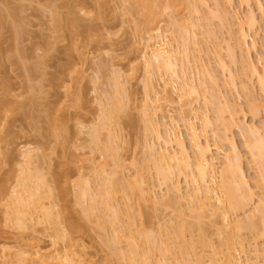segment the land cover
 <instances>
[{
    "label": "rangeland",
    "instance_id": "374dc122",
    "mask_svg": "<svg viewBox=\"0 0 264 264\" xmlns=\"http://www.w3.org/2000/svg\"><path fill=\"white\" fill-rule=\"evenodd\" d=\"M202 1H206V4L211 7H213V2H215L214 0ZM123 3V0H0V264H10L13 262L14 253L18 249L16 238H18V234L20 235V230L17 226L15 227V223L14 225L12 221L6 219L10 218L7 217V214L8 216L10 215L8 212L11 209L9 210V208L13 209L12 202L14 200L12 199H14V193L12 191L17 187L19 182L18 177H21L19 176L21 174L20 166L23 165L21 153L25 151L24 149H32L35 152L34 154L37 155L35 156L36 159L40 161L39 163L36 160L38 162L37 165L41 170L43 169L41 173L44 172V178L54 189L52 199L53 201L55 199L56 218L59 217L58 222L61 223L60 227L68 234L67 238L72 239L76 244L78 256L81 257L79 260H76V264H105V260L108 259L107 257L113 258V255H111L112 249L109 248L108 250V245L106 243L102 244L103 241L100 240V235H97V232H94V230L90 231L87 229L89 221L85 219V217L83 218L82 206L79 203L80 201H78L77 191L80 192L81 190H77V188L75 190L74 184L78 181L79 175H84L86 172H88L86 173L88 175L89 172L93 171L92 167H97L101 162L106 163L105 167L109 172L117 171L121 168L119 166L115 168V163H112L115 160L113 155H110L111 158L110 156L104 158V154L101 153L104 150L102 147L106 146L105 148H107L108 145V141L105 142L106 137L103 135L108 131L104 132L105 130H103V127L106 129L110 121L106 123L107 121L104 122L101 120H109L108 116L104 118L105 115H103L104 113L108 114V109L109 111L110 109H116L118 111L116 112L115 110L116 113H114L116 115L112 113L113 111H110L113 115H109L113 116V118L109 117L112 118L111 120L113 122L111 121L112 127H109L111 124L108 126L112 133H118L116 137L119 138L120 141L119 139L116 140L120 143L119 150H121V153L119 155L118 152L117 155H119L118 158L120 161L125 163H120V166L124 165L122 169H119L120 171H117V175L121 178L126 177V180H132L134 178V173L137 170L139 171L137 168H140V170L143 169V172L148 168V172H145V176H148L149 168L150 173L153 172L151 168L152 162L146 165L145 162L147 159L145 160L146 155L143 153L147 145L146 142L149 143L153 140L152 136L144 132L145 124H143L144 118L142 110L146 107L145 99L148 91L147 87H145V81L147 83L145 79L147 78L144 72L142 52H144L145 46H147L145 40H148L147 38L150 37L149 35H153L155 31L148 29L146 24H144V18L141 17V12L136 9L137 6L131 4L134 5L131 7L129 3L126 5ZM125 6H127V10H125ZM133 7L136 8L132 10ZM200 9L202 12V21L199 23L196 19L197 17H195L194 20H197L200 25L199 31L201 35H199V37L201 39V45L205 48L210 47V50H214V41L212 40L213 42L211 43L212 38H208V32H210L211 34L214 33L215 37L218 36V40H220L221 43L231 42L233 46L234 41L230 40L229 34L227 33L228 25H223L216 20H211V22L208 18L206 19L207 21L204 20V17L208 15V13H206L208 12L207 8L202 6ZM249 9H252L257 17H261V12L255 0H250L249 4L241 5L237 3L232 12H234L239 19L242 18L244 22V18L247 17ZM130 10L132 11L130 12ZM135 10H138V13ZM188 10L184 8V12L182 11L180 15L184 14V17H188ZM56 16L61 18L59 19ZM181 16H167V18H164L165 21L161 22L159 26V28L162 29L160 31L164 32H162L165 34L164 36L167 37L168 41L172 46L174 45L175 48L180 46L184 39L181 38L184 31L180 32V28L182 31V28L185 27L179 24ZM75 18H77L79 21L78 23H80V27H75L77 31H74V28L71 26L72 20ZM55 19H59V22H62L61 25L60 23L57 25ZM177 20H179V23ZM235 22L236 21L233 22L234 25L232 29L236 33L239 23L236 22L235 25ZM181 23L183 22L181 21ZM54 24L56 27L61 26L60 28L57 27L61 32L55 28ZM220 24L225 28L222 29L223 27ZM64 25L68 26L65 27ZM70 29H73V31ZM207 30L209 31L207 32ZM251 33L252 39L257 43V48L256 50H252L249 56L253 59V62L256 63L260 72H263L264 62L261 61L264 57L262 56V59L261 55H264V29H258ZM180 38L182 39L181 41ZM221 46L224 47L223 50H221L222 58L224 61L226 60L227 65L229 63L228 67H231L230 69L236 72V90L231 88L229 84L228 87L225 88L227 82H225L224 85L222 84L226 76L223 79L224 74L221 72L220 68H218L214 53L208 55L203 54L201 57L202 63L210 66L212 74L214 73V75L218 77V81L223 85L221 86L219 83L222 87L220 90H224L227 93L226 95L228 100H230L231 106L232 104L235 105V111L237 109L236 122H246L248 124L255 123L256 125H260L261 122H264V112L260 111L259 114H253L254 112L252 113L248 106V96L243 93L240 88L243 82L256 92L258 98L262 96L255 78L250 77L249 72H247L249 68L247 69L248 63L245 60H247L248 57H246L244 51L234 46L239 63L237 62L238 64L231 65V60H229V56L227 55V45L221 44ZM206 51L208 50L206 49ZM229 52L228 50V53ZM245 68L247 70H245ZM200 69L197 71L199 72L198 75L193 74L196 83L199 82V80L203 81V79H205L203 82H206V79H209L205 78L207 75L204 77L205 73H201ZM156 75L153 76L154 85L156 84L162 87V81H160L159 77H156ZM209 81L205 84L210 87L212 83L209 84ZM120 82L122 84H120ZM178 85L177 91L180 93L181 84L178 82ZM117 86H119L118 88L120 89H118ZM160 89L163 90L162 88ZM117 90L120 91L118 92ZM169 91H171L170 88L168 89V92ZM116 93H120L117 98L116 96L118 94L116 95ZM148 95L149 97H154V93ZM173 97L175 99L173 102L174 104L172 103L167 109L171 111L174 117L178 118L182 104L177 99L178 95L174 94ZM120 100L122 103H120ZM118 101L121 105L117 104ZM112 105H114V109ZM162 105V108L167 110L165 104L162 103ZM218 105L219 104L212 103L208 106L213 120L217 118V115H220L219 106L223 107V105ZM223 109H226V107H223ZM104 110H106V112ZM227 110L228 109H226L224 115L225 123H220L218 125L220 128L217 126L219 129L218 133L222 136L221 139L228 137V139L230 138L237 143L250 186L256 193V197H258L260 193L263 192L261 187H259L260 182L257 181L259 180L258 177L261 166L258 165L257 162H254L247 153L245 140L240 135L237 126L230 123L231 120L229 116H227ZM231 110L233 111V109ZM221 114L223 115L224 113ZM158 116L161 119V113L160 115L158 113ZM158 116H156V119L159 118ZM53 118L56 120H54L55 122ZM101 121L107 126H103V123L100 125ZM198 121L197 126L199 127V125H201V120ZM212 122L217 123L216 120ZM108 127L107 130H109ZM94 129H100V136H98L100 138L103 136L99 144L96 142L98 145L93 140L94 133L92 131H95ZM174 131L189 144L188 132H186L181 122L179 123V127ZM105 135L108 134L106 133ZM211 137L212 136H210V142L214 144L215 140ZM224 141L222 140L221 142L224 143ZM103 142H105V144H102ZM216 143H218V141ZM220 145L226 152L230 150L229 146L226 144ZM90 158L92 162L88 160ZM105 159L107 161H105ZM107 162L109 165H107ZM141 166L145 167L141 168ZM90 167L91 169H89ZM118 172H121V175L118 174ZM90 176L91 175H89V177ZM84 177L88 178L86 175H84ZM92 177V179H89L91 182L92 180L94 182V176ZM66 179H68L67 182H65ZM93 182L91 184H93ZM257 182L259 183L258 185ZM183 183L184 182L181 183L182 189L185 188ZM256 185L258 188H256ZM155 189L156 191L154 190L153 194H158L155 196L160 198L164 191L161 192V190H159L160 188L156 186ZM184 190H186V188ZM17 191L22 190L18 189ZM118 198L119 200L117 201L121 202L120 206H122L120 208L128 215L126 213L128 211H125L126 202L122 201L120 195H118L117 199ZM133 198L135 199V197H132V200ZM134 201L130 202L134 207H132V211L131 208H129V212H132V217H130L133 221V226L138 227V229L144 228L146 231L152 230L153 232H158V230L160 231L161 229L163 234H167L171 231L174 232L172 234L173 236H171L174 237L175 234V237L178 238V234L176 236V230L179 228L178 226L181 225L183 218L187 221L189 220L188 222L195 221H193V219H188L189 217H183L182 215L181 218V211L176 208L177 206H174L175 210L170 207L173 211L170 209H163V207H161V209H154L155 207L145 202L144 204L141 200L135 199ZM123 202H125V204ZM186 205L187 207L189 206L188 204ZM187 207H184L183 212L187 211L185 214L191 211ZM246 209L243 213L242 210H232L230 214L231 216L233 215L232 218L234 219L239 218V220H244L246 212H250V208ZM126 215L123 217V213L122 216L125 220L128 218ZM215 218L216 217H214V219ZM217 218L221 220L220 217L217 216ZM217 218L215 220L211 218V222L213 223L214 221L213 224L210 222L211 219H207L208 221L204 220L206 221L204 223H202L203 221L201 220V227H203L201 228V232L194 231V234V232L189 233V231L186 230L183 236L185 237V241L181 243V246L183 244L187 246L189 243L190 246H188L191 247V245L193 246L194 244L195 247L198 248L197 252L203 250L201 255L208 257L209 252L210 256H212V249L210 247L214 244L213 248L216 250L218 249L217 251L220 252L223 250V253L221 251L222 255L219 256L221 258H223L224 255L226 256L227 250L224 248V245L220 244L222 241V243L225 241L220 240L215 232L216 225L221 224H218L221 221ZM164 219L167 222L172 220L174 224L170 222V225L167 224L170 226L169 227L165 225L167 222H165ZM194 223H196V221ZM214 224L215 226H213ZM90 225L93 226L94 224L92 225L91 223ZM75 226H79V229L80 227L81 229H76L77 231L73 232V227L76 228ZM91 226L90 228L92 229ZM166 227L169 228L167 229ZM169 229L170 231H168ZM110 230L111 229H109V231ZM195 230L200 231V229ZM245 231L242 233L243 236L252 242V233L249 230ZM49 232L50 233H41V235H39V232L37 233L39 236L34 233L30 234V231H26V235L25 232L23 233L25 241H31L33 237H38L41 239L40 244H42L43 248L46 247L45 249L48 250H51V248L52 250H56L57 248L58 251L59 249L61 250L66 244L62 241L63 238H57L55 240L58 242L55 248L52 245L54 241L51 240L52 238L49 236L53 231ZM51 235H55L54 232ZM183 237H180L181 241H183ZM191 239L195 240V243H193ZM33 240L32 242L36 241ZM121 241L123 243L121 242L119 246L125 248V243L127 242H125L124 239ZM189 250H191L189 252H192L193 249L189 248ZM203 253L206 254L204 255ZM254 256L252 258L256 264H264V257L260 256L255 259ZM174 257L180 258L178 255ZM208 259L205 258V260ZM110 260L109 258V261H107L109 264L112 262H110ZM112 260L114 262L115 259ZM172 260L174 261V259ZM180 260V263L184 262L182 258H180ZM118 261L120 264L123 263L121 260H115V263L112 264H116V262L119 263ZM252 263L254 262L252 261Z\"/></svg>",
    "mask_w": 264,
    "mask_h": 264
},
{
    "label": "bare ground",
    "instance_id": "6f19581e",
    "mask_svg": "<svg viewBox=\"0 0 264 264\" xmlns=\"http://www.w3.org/2000/svg\"><path fill=\"white\" fill-rule=\"evenodd\" d=\"M214 1V5L211 7L210 5L206 4V1L204 2L202 0H123L125 5L129 3L131 7L134 5L137 6V8L133 7L132 10H134V8L138 9L141 12V17L144 18L142 19L144 20V24H146L147 28L155 31L153 32V35H149L150 37L147 38L148 40H145L147 46H145L144 52H142L144 72L147 78L145 79L147 80V83L145 81V87H147L148 94L154 93V97H149L148 94L146 95V107H143L144 109L142 110V115L144 118L143 124H145L144 132H147V134L152 136L153 140L149 143L146 142L147 145L145 144V152L143 153L146 155H144L146 157L145 160L147 159L149 161L148 162L146 160L147 163L145 162V164L147 165L152 162L151 168L153 170H151L153 172L150 173L149 168V174L148 176H145V172H148V168H145L147 170H145V172H143V169H141V171L140 168H137L139 171L137 170L134 173V178L132 177V180L129 179L130 181L126 180V177L121 178L117 175V171L122 169L125 163L120 161L118 158L121 153V150H119L120 139L116 137L118 133H112L109 127H112L113 122L111 120L113 116L110 115H116L115 113L118 111L115 109V112V110L110 109L111 112L113 111V114H111L108 109V114L104 113L106 110H104V114H102L106 116H104V118H107L108 116L109 120H101L104 122L107 121L106 123L109 121L112 122L108 123V126L111 124L109 127L102 121L100 122V125L103 123V126H107L109 128V130H107V127L106 129L103 127V130H105L104 132L108 131L106 132L108 135H105L106 133L103 134L106 137L105 142L108 141V145L107 148H105L106 146L102 147L104 150L102 151L101 149V153L104 154V158H106V156L113 155L115 160L112 163H115V168L116 166L121 168H119L117 171L109 172L105 167L106 163L101 162V164H99L97 167H92L93 173L89 172L88 175L86 174L88 172L84 173V175H86L88 178L84 177V175H79L78 181H76L74 184L75 190L76 188L77 190H81L80 192L77 191L79 199L78 201H80L79 203L82 206L83 218L85 217V219L90 222L89 223L87 221V229L97 232V235H100V240L104 242H102V244L106 243L108 245V250L109 248L112 249L110 250L112 251L111 255H113V258L107 257L108 259L105 260L107 262L110 258V262L112 261L110 264L115 263V260H121L123 262L122 264H256L252 258L254 255L255 259L260 256L264 257L262 256L264 255V122H261L260 125H256L255 123L248 124L246 122L237 123V109L235 111V105L232 104L231 106L230 100H228L226 95L227 93L223 89L222 90L225 93L220 90L222 88L221 86H223L225 82H227L225 88H227L229 84L231 88L235 90L237 89V84L235 83V78H237L235 77L236 72L233 69L232 71L230 69L231 67H228L229 63L227 65L226 60L224 61L222 58L221 50H223L224 47H222L221 44L225 46L227 45L228 47V49H226L229 60H231V65L239 63L237 60L238 56L235 52V47H238V49L240 48L242 51H244V54L246 57H248V59L245 57L247 59L245 61H247V69H249L247 70L245 68V70L249 72L250 77L255 78L259 91L262 95L260 96L261 99L257 97V94L254 90L249 88L243 82V84L241 83L240 88L242 92L248 96V106L250 111L252 113L254 112L253 114H259L260 111L264 112V69H262L263 72H260L256 66V63H254L253 59H251L249 56L251 51L256 50L257 48V43L252 39L251 32H254L258 29H264V0H255L258 9L261 12V17H257L255 12L252 9H249L247 17L244 18V22L242 18V20L239 19V17H237V15L232 11L235 9V5L237 3L241 5L249 4L250 0ZM127 6H125V10H127ZM202 6H205L208 11L206 12L208 15H206L207 17H204V20L208 18L210 21L216 20L223 25H228L227 33L229 34L230 40L234 41L233 46L231 45V42L226 43L224 40L223 42L226 44L221 43V41L218 40L219 37L217 36V33V37H215L214 33L211 34L208 32L209 30H207L209 37H207L209 39L210 37L212 38L211 43L214 41V50H210V47L205 48L201 45V39L199 37L201 32L199 31L200 25L198 24V21L199 23L202 21V12L200 9ZM184 8L185 10L189 9L188 17H184V14H181L182 16L180 15L182 11L184 12ZM132 10H130V12ZM138 10L135 11L138 13ZM167 16H181L179 19L180 21L177 20V22L179 21L180 23H178L180 25L182 24V27L185 26L182 28V31L180 28V32L184 31L183 34L185 36L183 34L182 35L184 37L181 35V38L184 39L182 40L180 38L182 43L180 42L181 44L180 46H177V48H175L174 45H171L167 37L164 36V32L160 31L162 29L159 28L161 22H164V18H167ZM195 17H197L196 19L198 21L194 20ZM59 19H55L57 25H59V23L61 25L62 23L59 22ZM75 19L72 20L73 22L71 23V26L74 28V31H77L75 30V27H78L80 23H78L79 21L77 18ZM181 21L184 24L181 23ZM234 21L239 23V26L237 24L238 31H236V33L232 29ZM68 25L64 26L66 27ZM57 27L55 26L56 29L60 28L61 26L58 28ZM222 27V29L225 28L224 26ZM58 30L60 31V29ZM71 31H73V29ZM206 49L208 51H206ZM228 50L230 51L229 53ZM211 53L215 54L218 68H220L221 72L224 74L223 79L226 76L224 83H222L223 85L218 81V77H216L214 73L212 74L210 66L208 64L202 63L201 57L203 54L208 55ZM262 56L264 57V55H261V57ZM261 62H264V59ZM199 69L201 73H205V75L203 74L204 77L207 75L205 78H209L208 80L206 79V82H203L205 81L203 77V81L199 80L197 83L195 82L196 80L194 81L193 74L198 75L199 72L197 71ZM154 75L159 77L160 81H162V87L157 86L156 84V86L154 85ZM208 81L209 84L212 83L210 87L205 84ZM178 82L181 84L180 93L177 91V87L179 86ZM120 84L122 83L120 82ZM118 87L119 86H117V88ZM159 87L163 90H161ZM169 88L171 91L168 92ZM117 94L118 93H116V95ZM119 94L116 96V98L119 96ZM174 94L178 95L177 99L182 104L178 118L174 117L171 111L167 109L175 100L173 97ZM120 103H122L121 100ZM120 103L119 101L117 102V104L121 105ZM162 103L165 104V108L167 110L162 108ZM212 103L223 105L224 108L226 107V109H228L227 116H229V119L231 120V122L230 120L229 122L237 126L240 135L245 140V148L247 153L254 162H257L258 165L261 166L258 177L259 180H257L260 182V184L257 182V185L259 184V187H261L263 192L260 193L259 196L257 194L258 197H256V193L250 186L249 179L247 178L243 167L242 157L237 143L230 138L229 140L228 137H225L226 140L221 139L222 136L218 133V125L220 123H225L224 115L226 113V109H223V107L218 105L220 115H217V118H214L213 120L208 108V106ZM114 105H112L113 109ZM117 109L119 110L118 107ZM231 109H233V111ZM158 113L159 115L161 113V119L158 116ZM221 113L224 114L222 115ZM156 116L159 118L156 119ZM54 120L55 119L53 118V121ZM198 120H201V125H199V127L197 126V122H199ZM215 120L217 122H214L216 126L212 122ZM180 122L186 129V132H188L189 144H187V142L179 134H177V132L174 131L179 127ZM100 129H94L95 131H92L94 133L93 140L95 143L98 142V144L102 141L101 138L103 137H99ZM210 136L214 138V144H211ZM116 139H119V141ZM222 140H225L224 143L221 142ZM217 141L218 143L221 142L220 144H226L229 146L230 150L226 152L220 144L216 143ZM105 142L102 144H105ZM24 150L25 151L21 153L23 158V165L20 164L21 174L19 176L21 177H18L19 182L17 187H15V190L13 189L12 191L14 193V199H12L14 200L12 202L13 209L9 208V210L11 209L8 212L10 215L8 216L7 214V217L10 218L6 219L12 221L13 224L15 223V227L17 226V228L20 230V235L18 234V238H16L18 249L14 253V261L10 264H76V260H79L81 257L78 256L76 244L72 241V239L67 238L68 234L60 227L61 223L58 222L59 217L56 218L55 199L54 201L52 199L54 189L44 178V172H42L43 174L41 173L43 169L41 170L37 165V163H40V161L36 159L35 156L37 155L34 154L35 152L32 149ZM118 152L119 155H117ZM88 160L92 162L91 158ZM105 161L107 160L105 159ZM120 163L124 164L120 166ZM107 165H109L108 162ZM145 166H141V168ZM89 169H91V167ZM120 173L121 172H118V174ZM89 175L91 176L89 177ZM92 176H94L95 179V184L92 180L94 185L91 184L92 182L89 179H92ZM67 180L68 179H66L65 182H67ZM182 182H184L183 185H185L186 190H184L185 188L182 189ZM155 186L159 187L161 192L164 191L162 195L160 194V198L156 197L158 194H153L154 190L156 191ZM256 188H258V186ZM18 189H21L22 191H17ZM118 195L122 197V201L126 202V204L123 202L125 204V211L129 212V208H131L132 211V207L134 206H132L133 204L130 202L138 199L139 201L141 200V202L143 201V203L145 202L148 205H152L155 207L154 209H161V207H163V209L169 210L171 207L172 209L174 208L173 210H175V207L177 206L176 208L180 209L179 211H181V214L179 212L180 216H186V218L189 217L188 219H193V221L195 220L196 223H194L195 221L188 222L189 220L187 221L185 218H183L181 225H179V228L176 230V236L178 234V238L175 237L174 234L176 239L172 237L174 232H171L170 229L168 230L170 232L167 234H163L161 229L160 231L158 230V232H153L152 230L146 231L144 228L138 229V227L133 226V221L131 219L132 212H126L128 214L126 215L124 210L120 208L122 206H120L121 202L117 201L119 200V198L117 199ZM132 197H135V199L133 198L132 200ZM84 202L87 203L85 204ZM186 204L189 206L187 207ZM185 206L191 210L189 212L188 209V214H185L187 211L183 212ZM246 208H250V212L247 211L248 214L246 212L244 220L232 218L233 215L231 216L230 214L232 210H242L243 213L245 212ZM125 215L128 216V218L126 217V220L122 218V216L125 217ZM217 216L220 217L221 220L217 218ZM214 217L221 221L219 223V220L217 221L218 224H221L216 225L215 232L219 236L220 240L225 241L224 243H222V241L220 244L225 246L224 248L227 250L226 256L223 254L224 257L222 256L223 258H221L220 256L222 255L223 250H221L222 253L221 251H217L218 249L216 250L213 248V244V246L210 247L212 249V251L210 250L212 252V256H210L209 252V259L208 257H204L201 255L203 250L201 252L200 250L197 252L198 248L193 244L195 243V240L193 239H191L193 243H190L193 244L194 247L192 245L189 247V243L187 244V246L189 245L188 247L184 244L181 246V243H184L185 241V237L183 236L186 230L189 231V233H193L194 231L201 232V228H203L201 227V220L203 221L202 223H204L206 222L204 220H209L211 218L214 219ZM165 222L167 221L165 220ZM170 222L171 224L173 223L172 220H170L169 222L165 223V225L169 224ZM91 223L94 225L91 226ZM213 223L211 222V224ZM89 225L92 227V229ZM130 226H132L133 229ZM213 226H215V224ZM75 227L76 228L73 227L74 230L72 229L73 232L77 231L76 229H79V226ZM158 227L160 228L159 225ZM109 229L111 230L109 231ZM195 229H200V231ZM245 230H249L252 233V242L243 236L242 233ZM26 231H30V234L34 233L36 235H38L37 233L39 232V235H41V233L44 234L46 232L50 233L49 231H53L55 235H51L53 232L49 235L52 238L51 240L54 241H52V245L55 248L57 247L58 242L55 241L57 238H63L62 241H64L66 244L61 248V250L59 249V251L57 248L56 250H52V248L51 250H48L45 249L46 247H42V244H40L41 239L38 237H33V239L36 241L31 238V241H25L23 232H25L26 235ZM180 237H183V241L180 240ZM123 239L125 242H127L125 243V248L119 246L121 245V240ZM32 240L34 242H32ZM189 248L194 250H192L193 253L189 252L191 251ZM224 252L226 253L225 250ZM176 255L182 258L184 262L182 261L183 263H180V258L174 257ZM205 258L208 260H205ZM112 259H115L114 262ZM172 259H174V261ZM252 261L254 263H252ZM106 262L105 264H109V262ZM116 264H120V262H116Z\"/></svg>",
    "mask_w": 264,
    "mask_h": 264
}]
</instances>
